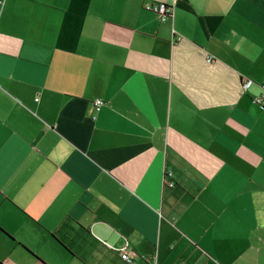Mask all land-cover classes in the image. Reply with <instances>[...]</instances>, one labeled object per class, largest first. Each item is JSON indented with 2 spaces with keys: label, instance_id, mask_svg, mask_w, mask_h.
<instances>
[{
  "label": "crops",
  "instance_id": "crops-1",
  "mask_svg": "<svg viewBox=\"0 0 264 264\" xmlns=\"http://www.w3.org/2000/svg\"><path fill=\"white\" fill-rule=\"evenodd\" d=\"M263 83L264 0H0V264H264Z\"/></svg>",
  "mask_w": 264,
  "mask_h": 264
},
{
  "label": "built area",
  "instance_id": "built-area-1",
  "mask_svg": "<svg viewBox=\"0 0 264 264\" xmlns=\"http://www.w3.org/2000/svg\"><path fill=\"white\" fill-rule=\"evenodd\" d=\"M148 9L156 12L160 18V20H164L171 13V6L165 3H157L152 6H147ZM206 62L210 63L214 60L213 55L207 54L205 57ZM252 84V80L249 78H244L240 83V90L245 91ZM263 89V93L259 96H255L253 101L256 102L260 107H264V83L261 85ZM104 104L103 100L100 98H96L92 102V110L97 112L100 107ZM94 117V114H92ZM168 174V173H167ZM172 182H167V185H172ZM111 248L116 251L120 258L126 261L128 264H135V259L138 257L130 248V244L128 241H124L120 246H111Z\"/></svg>",
  "mask_w": 264,
  "mask_h": 264
},
{
  "label": "trees",
  "instance_id": "trees-1",
  "mask_svg": "<svg viewBox=\"0 0 264 264\" xmlns=\"http://www.w3.org/2000/svg\"><path fill=\"white\" fill-rule=\"evenodd\" d=\"M165 184L167 185V183L165 182Z\"/></svg>",
  "mask_w": 264,
  "mask_h": 264
}]
</instances>
